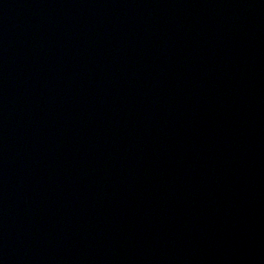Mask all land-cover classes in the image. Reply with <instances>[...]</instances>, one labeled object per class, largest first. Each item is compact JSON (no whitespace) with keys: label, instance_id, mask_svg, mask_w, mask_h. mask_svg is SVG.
Masks as SVG:
<instances>
[{"label":"water","instance_id":"95a60500","mask_svg":"<svg viewBox=\"0 0 264 264\" xmlns=\"http://www.w3.org/2000/svg\"><path fill=\"white\" fill-rule=\"evenodd\" d=\"M0 264H264V0H0Z\"/></svg>","mask_w":264,"mask_h":264}]
</instances>
